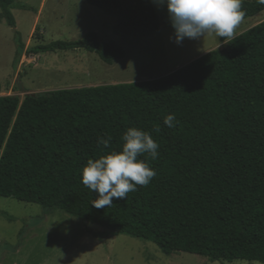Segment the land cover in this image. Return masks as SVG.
Listing matches in <instances>:
<instances>
[{"label":"trees","instance_id":"trees-1","mask_svg":"<svg viewBox=\"0 0 264 264\" xmlns=\"http://www.w3.org/2000/svg\"><path fill=\"white\" fill-rule=\"evenodd\" d=\"M84 1L115 19L116 37H145L160 28L150 0ZM15 8L33 11L0 0L11 29ZM242 10L248 19L264 5L245 0ZM14 36L16 64L24 50ZM224 46L227 54L212 50L156 80L0 97V197L150 242L166 256L264 264V21ZM74 50L94 53L106 65L124 57L122 47L100 42L95 33L25 53ZM169 114L176 117L173 128L164 124ZM129 128L159 144L155 160L138 156L156 175L127 198L96 208L82 169L90 159L121 151ZM108 137L107 147L98 143Z\"/></svg>","mask_w":264,"mask_h":264},{"label":"rangeland","instance_id":"rangeland-1","mask_svg":"<svg viewBox=\"0 0 264 264\" xmlns=\"http://www.w3.org/2000/svg\"><path fill=\"white\" fill-rule=\"evenodd\" d=\"M150 1L159 17V30L145 37L122 39L112 34L115 19L84 0H14L33 11L13 9L14 29L6 25L0 14V97L17 96L22 100L25 95L62 89L156 80L223 48L229 41L221 42L215 34H209L200 40L185 38L177 44L167 6ZM262 21L264 10L242 20L234 37ZM15 31L24 50L16 64ZM87 33L97 34L100 42L122 47L124 57L106 65L94 53L84 50L25 53L37 45L74 41ZM96 234L101 239L95 238ZM0 264L259 263H212L187 253L166 256L150 242L112 236L98 225L60 211L45 214L38 205L0 197Z\"/></svg>","mask_w":264,"mask_h":264},{"label":"clouds","instance_id":"clouds-1","mask_svg":"<svg viewBox=\"0 0 264 264\" xmlns=\"http://www.w3.org/2000/svg\"><path fill=\"white\" fill-rule=\"evenodd\" d=\"M166 5L170 23L174 29V41L182 43L185 38L200 40L215 34L225 42L234 37L238 25L244 19L242 0H155ZM264 5V0H258ZM219 47V44H218ZM176 117L169 114L164 124L173 128ZM111 137L101 139L99 144L107 147ZM121 151H112L95 161L88 160L82 169V183L97 194L91 204L96 208L111 206L113 198L125 199L136 186H147L156 172L138 156L147 153L153 160L158 157L159 144L151 134L137 128H129L122 136Z\"/></svg>","mask_w":264,"mask_h":264},{"label":"water","instance_id":"water-1","mask_svg":"<svg viewBox=\"0 0 264 264\" xmlns=\"http://www.w3.org/2000/svg\"><path fill=\"white\" fill-rule=\"evenodd\" d=\"M228 53V49L226 46H224L223 48L219 49V54H227Z\"/></svg>","mask_w":264,"mask_h":264}]
</instances>
